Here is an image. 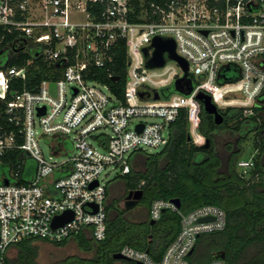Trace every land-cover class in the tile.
Segmentation results:
<instances>
[{
    "label": "built area",
    "instance_id": "obj_1",
    "mask_svg": "<svg viewBox=\"0 0 264 264\" xmlns=\"http://www.w3.org/2000/svg\"><path fill=\"white\" fill-rule=\"evenodd\" d=\"M0 28L13 36L14 49H23L15 55L35 53L48 68L55 66L49 71L53 79L12 91L9 98V83L25 81L32 61L0 70V264L10 248L26 240L61 243L89 228L93 241H105L103 176L129 174L135 152L164 149L169 125L181 110L191 142L203 146L197 94L208 95L218 110L240 108L244 115H251L264 95V0H171L164 7L142 1L138 12L131 0H0ZM155 37L173 39L176 54L188 63L189 96L139 98L138 91H159L183 74L175 62L178 71L169 62L158 70L144 68L142 49ZM118 41L127 54L124 103L108 85L93 80L94 70L112 62ZM231 71L237 78L227 81ZM41 136L49 141V160ZM14 153L21 157L12 159ZM63 154L70 155L53 159ZM22 156L36 164L27 184L19 183L26 168ZM252 158L237 163L242 176L252 168ZM56 171L63 175L54 178ZM165 210L178 212L170 202L154 201L149 220H159ZM64 212L72 220L53 229V219ZM225 221L221 208L205 205L181 215L180 231L159 262L129 246L116 253L129 264H190L199 237L221 232Z\"/></svg>",
    "mask_w": 264,
    "mask_h": 264
},
{
    "label": "trees",
    "instance_id": "obj_2",
    "mask_svg": "<svg viewBox=\"0 0 264 264\" xmlns=\"http://www.w3.org/2000/svg\"><path fill=\"white\" fill-rule=\"evenodd\" d=\"M142 1L147 5L164 7L171 0H131L136 12ZM12 38L5 36L0 28V53L8 49ZM112 56L108 66L94 70L96 75L93 80L108 85L112 95L124 103L127 54L123 41L117 42ZM29 60L32 62L27 68L26 80L10 82L8 98L12 91L30 90L42 80L53 79L49 71L55 66L48 68L35 53L10 54L3 63L0 62V70L24 66ZM228 77L227 81L237 78L233 71L228 73ZM160 90L164 98L173 93L170 85ZM221 114L223 123L215 125L213 117L205 114L201 108L198 130L209 141L208 147L204 148L195 146L188 139L187 114L181 110L177 120L169 125L167 146L155 153H133L130 157V173L116 178L123 182L125 196L128 191H142L138 203L143 204L148 211L156 200L170 202L176 199L180 202L178 212L165 210L157 221L152 222L147 215L144 220L131 222L123 218V211L106 202L105 241H93L92 230L88 228L68 240L52 244L62 246L69 240L75 241L89 255L86 264H124L126 261L112 258L123 246L144 251L159 262L180 231L181 215L212 205L225 212V227L221 232L200 236L195 248L200 243H208L209 247H213L212 250L224 253V264H264V98L252 107L251 115H244L240 108H227L221 110ZM249 140L253 143V166L244 177L235 169L237 163L242 161L243 146ZM19 157V153L11 155L12 159ZM22 160L26 168L19 183L27 184L35 172L36 164L31 158L22 156ZM61 175L56 171L54 178ZM110 186L107 187V196ZM36 241L26 240L13 246L17 249V256L15 259L5 257L4 264H36L32 246V242ZM205 260V264L210 263L212 255L208 254Z\"/></svg>",
    "mask_w": 264,
    "mask_h": 264
},
{
    "label": "water",
    "instance_id": "obj_3",
    "mask_svg": "<svg viewBox=\"0 0 264 264\" xmlns=\"http://www.w3.org/2000/svg\"><path fill=\"white\" fill-rule=\"evenodd\" d=\"M9 48L13 49V47L10 45ZM152 49V54L149 56V51ZM23 50V49H21ZM18 50L17 52L21 51ZM142 55L145 60L144 62V68L146 70H158L162 69L167 62H175L178 67L182 70V76L176 78L171 84L170 88L173 93H178L183 96H189L193 91V82L192 79L188 73V63L180 58L176 52H175V42L171 38L167 37H155L151 45L145 47L142 49ZM7 64V63H6ZM5 64V65H6ZM51 87H54L53 85ZM138 96L141 100H148L151 98L153 100L160 99V95L158 91L153 90L152 92L149 91H138ZM264 98V95H263ZM197 102L201 105L202 111L213 117V122L215 125H220L223 123L224 119L221 114V110H218L216 106L211 102V99L208 95H205L203 93H199L196 96ZM39 114H42L44 112V109H41L39 111ZM142 125L137 127V131H141ZM188 139L190 140V136H188ZM209 145V141L205 140V143L202 147L207 148ZM4 184L7 185L8 181L4 180ZM96 183H93L90 188H93L96 186ZM142 191L141 190H135V191H128L126 196L124 197V209L129 210L132 207L136 206L140 199L142 198ZM170 203H172L177 210L180 209V202L179 200H171ZM96 211V210H95ZM94 211V212H95ZM72 214L70 212H64L63 214H60L56 216L52 223L51 227L53 229L59 228L63 226L65 223L72 220ZM212 219H200L198 222L203 223L207 221H211ZM195 250V249H194ZM194 250H192L189 254L191 257L194 253ZM112 258L117 261H124L125 258L122 257L118 253H114L112 255ZM224 253L223 252H217L214 255H212L213 260H221L224 261Z\"/></svg>",
    "mask_w": 264,
    "mask_h": 264
},
{
    "label": "rangeland",
    "instance_id": "obj_4",
    "mask_svg": "<svg viewBox=\"0 0 264 264\" xmlns=\"http://www.w3.org/2000/svg\"><path fill=\"white\" fill-rule=\"evenodd\" d=\"M167 65L177 70V67L174 63L169 62ZM53 94L55 95V92ZM36 130L38 133H40V129L38 126H36ZM39 144L42 150L43 157L46 160H49V157H51L52 155H51V147L49 145L48 139L45 138V136H41L39 140ZM252 144H253L252 141L249 140L248 143L243 146L244 152H243L242 160H246L253 155L254 150ZM67 149L70 152H72V149L70 148L69 145L67 146ZM154 152L155 151L153 150H148V153H154ZM70 154L55 156L53 157V159L56 160L57 162H61L66 160V158H68ZM235 171L238 173L240 172L237 166ZM117 177L118 174L114 172H111L107 176H103V182L108 183L107 185H111L109 187V192H108L109 194L107 196V204L112 203L114 207L117 208V210L123 211L124 212L123 218L126 219L127 221L138 222L144 220L147 217L149 211L143 204L138 203L136 206L132 207L129 210L124 209L123 198L125 196V189L123 186V182L118 181L116 179ZM32 246L36 254V259H35L36 264H86L87 261L86 259L89 258V255L85 253L73 240L67 241V243L62 246H56L55 244L48 242L36 241V242H32ZM200 246L202 247L203 243ZM16 256H17L16 248L12 247L6 252V257L8 259H15ZM206 256L207 253L202 250L200 252L199 259L200 260L202 259L203 261V259ZM124 264H129V263L125 262Z\"/></svg>",
    "mask_w": 264,
    "mask_h": 264
},
{
    "label": "crops",
    "instance_id": "obj_5",
    "mask_svg": "<svg viewBox=\"0 0 264 264\" xmlns=\"http://www.w3.org/2000/svg\"><path fill=\"white\" fill-rule=\"evenodd\" d=\"M1 59V58H0ZM5 59H3L1 62H3ZM34 173H32V175H33ZM202 244V243H201ZM201 244H198L197 245V247L195 248V250H194V253H193V255L191 256V264H203L204 262H207L206 260H205V258L203 259V261H202V259L200 260L199 258V255H200V252L203 250V251H205L206 253H207V255L209 254H211V255H214L215 253H217L218 251H214V250H212L213 249V247H209L208 246V243H206V242H203V246L201 247L200 245ZM202 256V255H201ZM117 264H119V263H117ZM205 264V263H204Z\"/></svg>",
    "mask_w": 264,
    "mask_h": 264
},
{
    "label": "flooded vegetation",
    "instance_id": "obj_6",
    "mask_svg": "<svg viewBox=\"0 0 264 264\" xmlns=\"http://www.w3.org/2000/svg\"><path fill=\"white\" fill-rule=\"evenodd\" d=\"M18 50H16V49H5V50H3L1 53H0V62L3 60V59H5V58H7L10 54H16V53H18L17 52ZM158 93H159V95L162 97V90H159L158 91ZM125 197V196H124ZM124 199V198H123Z\"/></svg>",
    "mask_w": 264,
    "mask_h": 264
}]
</instances>
